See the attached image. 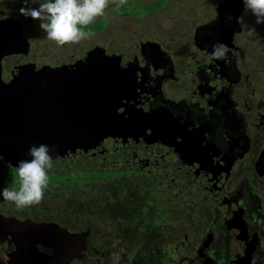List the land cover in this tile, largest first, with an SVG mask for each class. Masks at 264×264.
I'll return each instance as SVG.
<instances>
[{"label":"flooded vegetation","instance_id":"obj_1","mask_svg":"<svg viewBox=\"0 0 264 264\" xmlns=\"http://www.w3.org/2000/svg\"><path fill=\"white\" fill-rule=\"evenodd\" d=\"M170 1L109 0L103 16L79 26L86 39L59 46L19 12L40 0H0L4 84L115 74L138 89L145 113L165 119L157 123L186 128L173 155L188 158L176 162L186 163L180 171L50 173L99 182L86 216L59 208L47 217L38 204L17 209L0 196V264H264V23L243 0L182 10L165 8ZM112 7L154 16L150 33L111 40ZM221 45L226 58L212 59ZM5 187L18 189L19 178L0 165ZM71 197L64 202L73 206Z\"/></svg>","mask_w":264,"mask_h":264},{"label":"water","instance_id":"obj_2","mask_svg":"<svg viewBox=\"0 0 264 264\" xmlns=\"http://www.w3.org/2000/svg\"><path fill=\"white\" fill-rule=\"evenodd\" d=\"M142 103L138 89L112 73L60 72L10 84L0 79V165L16 170L18 161L31 159L30 146L45 144L54 149L48 174L180 171L186 163L176 162L188 158L173 154L178 131L186 128L157 123L165 119L145 113Z\"/></svg>","mask_w":264,"mask_h":264},{"label":"clouds","instance_id":"obj_3","mask_svg":"<svg viewBox=\"0 0 264 264\" xmlns=\"http://www.w3.org/2000/svg\"><path fill=\"white\" fill-rule=\"evenodd\" d=\"M33 3L36 0H32ZM109 0H40L38 7H21L19 12L25 18L40 21V29L46 33L47 39L57 45L76 44L86 39L88 33L79 26H87L96 17L103 16ZM120 5L127 0H119ZM29 0H24L27 5ZM245 9L256 17V23H264V0H243ZM255 29L249 30L253 35ZM225 46H214L210 54L212 59L226 58ZM54 149L48 145H32L27 155L31 159H22L16 165L19 178V188L5 187L0 190V196L5 201L15 204L17 209H23L42 202L45 189L49 186L48 172L53 167ZM0 159H3L0 156Z\"/></svg>","mask_w":264,"mask_h":264},{"label":"rangeland","instance_id":"obj_4","mask_svg":"<svg viewBox=\"0 0 264 264\" xmlns=\"http://www.w3.org/2000/svg\"><path fill=\"white\" fill-rule=\"evenodd\" d=\"M129 2L133 0H128ZM205 6L206 8L214 7L215 0H171L165 8L171 9H195ZM165 15V12L159 13V15ZM111 25L110 31L108 32L109 38L111 40H124L126 36V41L129 42V36H132L136 33H139L141 30L143 33H150L151 25L153 23L154 16L147 15L142 17L139 20H136L132 16H118L114 8H111ZM158 17V16H156ZM125 21V22H124ZM121 23H125L126 31L122 30ZM137 30V31H135ZM105 35V34H103ZM55 52V48H53ZM91 175L89 174H70L68 176H57V174H48L49 186L45 189L44 199L45 201L41 204H38L40 208H36L37 211L42 212L47 217H57L59 215V208L65 211L63 216L69 215H80L86 216L88 210V200L90 191L96 189L97 186L96 180L89 179ZM94 177V176H92ZM75 179V180H74ZM78 179V180H76ZM94 184L95 186L93 187ZM72 196V197H71ZM74 198L78 200V203H75L73 206L65 203L69 198ZM63 200L64 204H56L57 200ZM71 202V199H70Z\"/></svg>","mask_w":264,"mask_h":264},{"label":"trees","instance_id":"obj_5","mask_svg":"<svg viewBox=\"0 0 264 264\" xmlns=\"http://www.w3.org/2000/svg\"><path fill=\"white\" fill-rule=\"evenodd\" d=\"M57 176H62V175H57Z\"/></svg>","mask_w":264,"mask_h":264}]
</instances>
